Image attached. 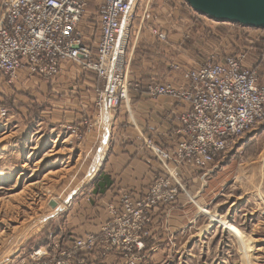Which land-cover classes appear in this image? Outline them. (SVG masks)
Segmentation results:
<instances>
[{
  "label": "rangeland",
  "instance_id": "rangeland-1",
  "mask_svg": "<svg viewBox=\"0 0 264 264\" xmlns=\"http://www.w3.org/2000/svg\"><path fill=\"white\" fill-rule=\"evenodd\" d=\"M88 1L87 18L96 21L101 1ZM158 2L167 1L139 0L131 25L143 21L152 26L164 18L156 12L139 14L143 7ZM178 12V31L184 41L191 36L197 43L191 39L190 46L214 48V53L193 54L201 64L213 54L221 59L239 51L247 52L249 65L259 62L264 29L218 23L189 5L187 11ZM156 28L164 32L158 26L149 32L161 43L158 56H166L163 48L169 36L165 32V40L158 38L153 32ZM129 33L132 37L134 32ZM86 34L95 45L96 27L86 29ZM205 41H209L207 46ZM148 42L140 40L138 46L149 47ZM177 45L174 54L182 51ZM70 63L52 79L20 72L10 82L0 73V264H20L36 247L46 246L50 235L63 225L68 206L80 199L103 168L108 138L93 132L100 126L97 94L94 89L90 98L95 101L90 99V104H83L89 96L77 100L67 78L82 67ZM260 70L264 74V64ZM77 114L82 118L73 121ZM202 173L188 212L170 218L176 224L167 223V218L160 222L163 234L150 264H264V124L232 143Z\"/></svg>",
  "mask_w": 264,
  "mask_h": 264
},
{
  "label": "built area",
  "instance_id": "built-area-1",
  "mask_svg": "<svg viewBox=\"0 0 264 264\" xmlns=\"http://www.w3.org/2000/svg\"><path fill=\"white\" fill-rule=\"evenodd\" d=\"M100 1L94 21L87 18L88 0H1L0 73L10 82L20 72L52 79L64 63H77L100 80L95 87L98 117L105 108L115 113L129 100L130 90L140 86L129 78L125 65L139 0ZM94 26L99 34L95 45L86 34ZM153 32L167 38L157 28ZM262 45L257 64H248L246 51L221 59L213 54L182 72L183 85L149 84L152 97L169 96L186 108L172 131V147L151 138L145 142L160 163L145 193L120 192L119 203L109 206L111 217L100 232L75 238L70 245L53 240L34 250L28 264H99L108 257H115L116 264H150L157 240L155 217L161 208L170 211L186 191L185 171L205 172L232 143L264 124ZM173 67L180 69L178 64Z\"/></svg>",
  "mask_w": 264,
  "mask_h": 264
},
{
  "label": "crops",
  "instance_id": "crops-1",
  "mask_svg": "<svg viewBox=\"0 0 264 264\" xmlns=\"http://www.w3.org/2000/svg\"><path fill=\"white\" fill-rule=\"evenodd\" d=\"M166 1L165 3L158 2L159 5L151 8L145 7L144 9L143 7L139 14L143 16L146 13L156 12L157 15H162L164 18L152 26H158L167 32L169 36L167 46L170 45L169 43L172 45L162 47L166 56H158L161 43L149 32L152 26L143 21L130 26L134 37L130 36L132 39L126 48L128 50L125 57L126 72L129 78L138 82L140 86L130 90L129 100L115 113L107 115L102 112L106 115L102 114L98 120L101 127L97 125L93 132L97 131L102 137L108 138L107 141L104 140L107 150L102 162L103 168L95 176L91 186L82 192L80 199L68 206L63 225L57 228V232L50 235L49 242L59 239L63 245H70L75 238L100 232L102 224L111 217L109 206L119 203V193L130 192L136 196L143 195L153 181L156 171L160 169L159 161L145 145L146 140L151 138L157 144L172 147V131L186 107L169 96L152 97L147 86L158 82L185 84L186 80L183 79L182 72L193 65H201L200 58H194L193 54L214 53L215 51L214 48H208L209 41H205L207 47L202 50L189 45L193 39L191 36L187 42L184 41L185 37L178 31L181 24L177 18L180 17L178 11L180 9L187 11L189 4L185 0ZM154 15L151 14V16ZM140 40H149V47L138 46ZM194 42L197 43L195 40ZM176 45L178 50L181 46L183 47L182 51L179 50V54H174L178 53ZM174 47L176 49L170 53ZM174 64H178L180 69L174 68ZM66 66H63L64 70L67 69ZM93 75L94 73L84 72L83 69L77 67L70 73V78H67L71 86L75 88L71 93L77 96V100H84L85 96H89L83 104L91 103L89 102L92 99L90 96L99 84L95 82L96 78L94 79ZM93 99L92 101H95ZM81 118V115L77 114V117L74 116L72 120L78 121ZM79 124L82 125V123ZM202 174L198 170L185 171L183 177L186 191L182 192L176 205L170 211L167 212L163 208L158 211L154 220L157 223L155 225L157 240L151 250V256L157 249L159 239L163 234L161 223H165V218H167V223L171 221L172 225L176 224L178 222L170 218L182 217L188 212L187 207L191 203L193 190L199 183L200 177L204 175ZM174 229L176 230V226ZM26 261L28 259H23V263L20 264ZM116 263L115 257H108L104 263L99 262V264Z\"/></svg>",
  "mask_w": 264,
  "mask_h": 264
},
{
  "label": "water",
  "instance_id": "water-1",
  "mask_svg": "<svg viewBox=\"0 0 264 264\" xmlns=\"http://www.w3.org/2000/svg\"><path fill=\"white\" fill-rule=\"evenodd\" d=\"M191 8L217 22L264 29V0H185ZM52 206H56L53 201Z\"/></svg>",
  "mask_w": 264,
  "mask_h": 264
},
{
  "label": "bare ground",
  "instance_id": "bare-ground-1",
  "mask_svg": "<svg viewBox=\"0 0 264 264\" xmlns=\"http://www.w3.org/2000/svg\"><path fill=\"white\" fill-rule=\"evenodd\" d=\"M133 10V9H132ZM210 18V17H209ZM211 19V18H210ZM213 20V19H212ZM217 22V21H216ZM219 23V22H218ZM229 23V22H228ZM232 24V23H231ZM126 26V25H125ZM124 26V28H125V33L127 32V26L125 27ZM252 29V28H251ZM125 40H126V38L124 37L123 39H121V46H123L124 45V43H125ZM102 112H105L106 114H110L111 112H108V110L105 108V109H103L102 110ZM106 121V120H105Z\"/></svg>",
  "mask_w": 264,
  "mask_h": 264
}]
</instances>
